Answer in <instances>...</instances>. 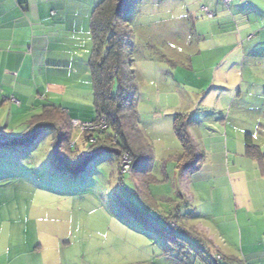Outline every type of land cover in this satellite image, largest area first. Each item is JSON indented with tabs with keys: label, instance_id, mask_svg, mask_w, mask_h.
Here are the masks:
<instances>
[{
	"label": "rangeland",
	"instance_id": "rangeland-1",
	"mask_svg": "<svg viewBox=\"0 0 264 264\" xmlns=\"http://www.w3.org/2000/svg\"><path fill=\"white\" fill-rule=\"evenodd\" d=\"M175 1L128 2L136 124L145 149L134 176V161L125 170L108 152L78 176L57 168L52 131L15 150L0 147V264H184L189 251L171 241L159 219L171 206H180L186 229L230 257L220 264L264 262V64H257L264 52L248 51L264 42V32L255 33L264 29V6L257 15L235 16L253 29L236 27L242 55L236 63L235 31L217 32L209 8L194 12L200 0ZM243 65L258 77L240 92L233 86ZM177 115L191 116L197 169L178 168ZM51 116L65 132L62 116ZM75 131V146L85 147L84 133ZM247 133L261 158L247 155Z\"/></svg>",
	"mask_w": 264,
	"mask_h": 264
},
{
	"label": "crops",
	"instance_id": "crops-1",
	"mask_svg": "<svg viewBox=\"0 0 264 264\" xmlns=\"http://www.w3.org/2000/svg\"><path fill=\"white\" fill-rule=\"evenodd\" d=\"M101 1L0 0V114H4L0 118V127L6 132H15L14 126L40 114L45 105L59 106L72 121L90 122L96 118L89 68L93 46L90 18ZM221 1L200 0L198 10L193 11L204 15L202 7L209 8L216 14L214 29L217 32L223 28L227 29L225 35L235 31L230 47L237 51V63L242 55L236 27L253 30L250 21L238 22V19L262 12L264 0H232L231 4ZM148 14H151L150 9ZM235 16L239 18L235 19ZM231 28L233 31L229 30ZM262 32L264 29L255 33L260 35ZM258 44L262 45L258 47ZM258 44L254 43L248 51L261 49L264 52V42ZM259 61L257 64H264V56ZM245 72L243 65V72L237 74L233 86L240 92L257 85L253 82L258 76ZM230 79L228 76L220 80L229 82ZM191 134L193 136V132ZM262 237L264 242V230ZM256 262L264 264L261 260Z\"/></svg>",
	"mask_w": 264,
	"mask_h": 264
},
{
	"label": "trees",
	"instance_id": "trees-1",
	"mask_svg": "<svg viewBox=\"0 0 264 264\" xmlns=\"http://www.w3.org/2000/svg\"><path fill=\"white\" fill-rule=\"evenodd\" d=\"M128 2L129 0H102L95 7L90 18L93 46L89 68L97 114L90 122L99 125L104 121L103 127L83 134V138L86 139L85 147H74L71 143L77 132L72 120L59 106L45 105L40 114L32 115L15 132H6L0 127V140H5L0 141V147L15 150L32 144L44 133L52 131L53 164L72 176L85 172L92 161L106 152L114 154L118 161L124 154L130 155L136 167L130 174L135 175L145 149L141 147L143 144L138 134L141 132L136 124L139 86L132 68L133 31L126 21ZM51 115L62 116L65 132H62V127L58 126L59 121ZM190 119L191 116L177 115L174 124L175 135L183 152L179 158V163L182 164L178 167L181 171L197 169L201 163V156L196 158L199 154L198 147L189 131ZM88 133L93 134L94 143ZM245 145L248 156L261 158L255 156V153L260 154V148L253 143L250 133L246 134ZM92 154H94L93 158L86 162L88 156ZM159 219L166 220L171 241L178 247L181 246L182 250L189 251L188 259L184 264H191L193 256L202 258L205 264H220L230 258L212 247L201 234H197L190 227L186 229L184 217L180 214V206H171L170 213L160 215ZM172 222L177 226H172ZM193 237L200 238V245L190 244L188 239ZM218 255L221 259L217 258ZM208 258L209 263L206 260ZM231 261L232 264H245L240 260L238 263H234L233 259Z\"/></svg>",
	"mask_w": 264,
	"mask_h": 264
},
{
	"label": "built area",
	"instance_id": "built-area-1",
	"mask_svg": "<svg viewBox=\"0 0 264 264\" xmlns=\"http://www.w3.org/2000/svg\"><path fill=\"white\" fill-rule=\"evenodd\" d=\"M223 2H225L226 4H228V3H230L232 0H222ZM205 10H208V9H205ZM209 13V16H211V17H213L214 16V13H212V12H208ZM72 125H73V127L74 128H79V130L82 132V133H86V132H90V131H92V130H95V129H98V128H100V127H103V125H104V121H102V123L101 124H99V125H94L92 122H82V121H79V120H73L72 121ZM79 131V132H80ZM83 135V134H82ZM90 138H91V141L94 143L95 142V140H94V137H93V134H91V133H88L87 134ZM1 141H5V140H1ZM71 145L72 146H74L75 147V145H76V143H75V141L73 142L72 141V143H71ZM132 159H129V155H123V156H121V158H120V161L122 162H124L123 163V167L125 168V167H127V168H125V170L126 169H128L129 167H130V164H129V162L131 161ZM172 226H174V227H176L177 226V224L175 223V222H172ZM217 258L218 259H221V256H217Z\"/></svg>",
	"mask_w": 264,
	"mask_h": 264
},
{
	"label": "water",
	"instance_id": "water-1",
	"mask_svg": "<svg viewBox=\"0 0 264 264\" xmlns=\"http://www.w3.org/2000/svg\"><path fill=\"white\" fill-rule=\"evenodd\" d=\"M119 153H120V152L118 151V154H119ZM93 155H94V154L88 156V158L86 159V162H87V161H90V160L93 158Z\"/></svg>",
	"mask_w": 264,
	"mask_h": 264
},
{
	"label": "bare ground",
	"instance_id": "bare-ground-1",
	"mask_svg": "<svg viewBox=\"0 0 264 264\" xmlns=\"http://www.w3.org/2000/svg\"><path fill=\"white\" fill-rule=\"evenodd\" d=\"M1 141V140H0ZM1 142H3V141H1Z\"/></svg>",
	"mask_w": 264,
	"mask_h": 264
},
{
	"label": "clouds",
	"instance_id": "clouds-1",
	"mask_svg": "<svg viewBox=\"0 0 264 264\" xmlns=\"http://www.w3.org/2000/svg\"><path fill=\"white\" fill-rule=\"evenodd\" d=\"M213 13V12H212ZM214 16H215V14H214Z\"/></svg>",
	"mask_w": 264,
	"mask_h": 264
}]
</instances>
